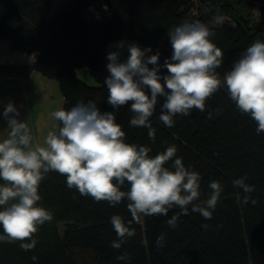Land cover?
<instances>
[{
    "label": "trees",
    "instance_id": "trees-1",
    "mask_svg": "<svg viewBox=\"0 0 264 264\" xmlns=\"http://www.w3.org/2000/svg\"><path fill=\"white\" fill-rule=\"evenodd\" d=\"M98 3L106 6L109 16L90 23L83 12ZM51 8V0H0V40H9L13 51L37 54L32 67L1 66L0 74L23 70L26 75L33 69L58 83L63 109L92 100L101 112H115L126 142L150 147L151 156L175 145L177 157L201 176V196L196 203L203 204L209 197L212 181H220L224 190L212 219L205 220L190 210L173 229L167 220L179 211L176 208L167 216L142 217L131 224L135 235L116 250L110 247L118 239L110 218L120 215L126 224L132 220L128 201L116 206L96 202L69 189L66 178L52 171L40 184L38 203L53 214V220L39 227L33 237L38 242L30 251L22 250L19 241L0 242V264H264V133L257 135L256 122L236 108L226 87L206 101L204 112L193 109L189 116L174 117L171 128L159 121L158 104L150 118L156 129L153 142L147 128L130 126L131 102L118 110L108 104L104 83L109 76L106 51L110 44L130 41L151 47L150 55L159 51L163 64L172 54L168 31L196 20L215 33L210 39L223 52V63L217 69L223 79L247 47L257 39L264 40V10L260 21H252L230 0H201L198 7L191 0H71L48 19ZM218 14L230 16L234 25L214 23ZM82 68L89 70L95 85L77 77ZM161 73L167 74V70L162 68ZM208 111L213 112L212 119L207 118ZM245 175L246 183L255 186L251 193L255 205L237 202L244 193L232 182ZM127 189L125 184L122 190ZM57 223L64 224L61 235ZM204 223L210 226L207 230L201 227ZM162 233L163 247H157L156 239ZM123 253L130 260H118Z\"/></svg>",
    "mask_w": 264,
    "mask_h": 264
},
{
    "label": "clouds",
    "instance_id": "clouds-1",
    "mask_svg": "<svg viewBox=\"0 0 264 264\" xmlns=\"http://www.w3.org/2000/svg\"><path fill=\"white\" fill-rule=\"evenodd\" d=\"M214 19L217 24L224 21L219 14ZM167 35L172 54L163 64L159 51L150 55L151 47L141 48L135 42L116 43L115 50L106 57L109 76L104 83L108 104L118 110L131 102L134 115L130 126L147 128L148 137L154 142L156 129L150 118L158 104L159 121L171 128L177 115L189 116L193 109L204 112L206 101L223 86L236 108L256 122L257 135L264 133V40L257 39L247 47L221 79L217 69L223 63V52L210 39L215 33L207 24L199 20L183 22ZM125 46L129 55L121 62V49ZM162 68L167 74L161 73ZM158 98H163V102ZM2 115L9 132L0 140V242L19 241L24 251L35 248L38 241L34 234L53 220V214L38 203L40 184L52 171L66 178L69 189L75 188L96 202L107 201L116 206L128 201L132 220L126 224L120 215L110 218L118 237L110 247L116 250L135 235L131 224L139 223L142 217L167 216L176 208L179 211L167 220L173 229L190 210L205 220L212 219L224 190L220 181L210 182L209 197L203 204L196 203L201 196V176L177 157L175 145L151 156L150 147L126 142V133L117 123L115 112H101L92 100L79 101L69 110L51 112L58 124L47 132L43 144L33 142L28 124L18 119L20 113L13 103L5 106ZM207 118H213L212 111H208ZM169 161L170 167L166 166ZM246 180L245 175L232 182L244 193L237 202L255 205L257 201L251 197L255 186ZM125 184L128 189L122 190ZM201 227L207 230L210 226L204 223ZM155 243L163 247V233ZM36 259L32 257L33 261ZM117 259L127 261L130 256L123 253Z\"/></svg>",
    "mask_w": 264,
    "mask_h": 264
},
{
    "label": "crops",
    "instance_id": "crops-1",
    "mask_svg": "<svg viewBox=\"0 0 264 264\" xmlns=\"http://www.w3.org/2000/svg\"><path fill=\"white\" fill-rule=\"evenodd\" d=\"M71 0H51L52 8L48 14V19L54 16L69 4ZM236 10L252 21H260L264 10V0H230ZM261 5L256 6L254 2ZM88 22L101 20L109 16V12L103 3H98L88 7L83 12ZM130 43V41H124ZM116 43L108 46L106 56L115 50ZM36 53L28 56L11 49L9 40H0V67H32L35 62ZM127 46L121 49V57H128ZM109 61L107 60V64ZM77 77L88 85H95L96 82L87 68L77 71ZM13 103L18 109L19 120L28 124L33 142L43 144L47 132L57 125L51 117V112L61 109L63 97L59 85L56 81L44 77L36 70L30 69L28 74L21 72H11L0 74V140L7 136L8 124L2 113L5 106Z\"/></svg>",
    "mask_w": 264,
    "mask_h": 264
},
{
    "label": "built area",
    "instance_id": "built-area-1",
    "mask_svg": "<svg viewBox=\"0 0 264 264\" xmlns=\"http://www.w3.org/2000/svg\"><path fill=\"white\" fill-rule=\"evenodd\" d=\"M191 2L193 3V5L195 6V7H198V6H200L201 5V0H191ZM254 5H256V6H259V5H261L259 2H254ZM214 23H216L215 22V20H214ZM223 23H227V24H232V25H234V20L230 17V16H224V21H223ZM217 24V23H216Z\"/></svg>",
    "mask_w": 264,
    "mask_h": 264
},
{
    "label": "rangeland",
    "instance_id": "rangeland-1",
    "mask_svg": "<svg viewBox=\"0 0 264 264\" xmlns=\"http://www.w3.org/2000/svg\"><path fill=\"white\" fill-rule=\"evenodd\" d=\"M131 43V42H130ZM141 48H144V47H142V46H140ZM126 59H127V57L125 58V56H123V57H121V62H124V61H126ZM4 131H7V134H8V130H4ZM56 226H57V229H58V233L61 235V232L63 231V226H64V224L63 223H57L56 224Z\"/></svg>",
    "mask_w": 264,
    "mask_h": 264
},
{
    "label": "water",
    "instance_id": "water-1",
    "mask_svg": "<svg viewBox=\"0 0 264 264\" xmlns=\"http://www.w3.org/2000/svg\"><path fill=\"white\" fill-rule=\"evenodd\" d=\"M258 25H259V23H258Z\"/></svg>",
    "mask_w": 264,
    "mask_h": 264
}]
</instances>
